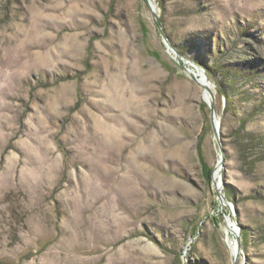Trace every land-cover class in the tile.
<instances>
[{
    "label": "rangeland",
    "instance_id": "374dc122",
    "mask_svg": "<svg viewBox=\"0 0 264 264\" xmlns=\"http://www.w3.org/2000/svg\"><path fill=\"white\" fill-rule=\"evenodd\" d=\"M152 1L264 264V0ZM218 160L145 0H0V264H234Z\"/></svg>",
    "mask_w": 264,
    "mask_h": 264
},
{
    "label": "water",
    "instance_id": "95a60500",
    "mask_svg": "<svg viewBox=\"0 0 264 264\" xmlns=\"http://www.w3.org/2000/svg\"><path fill=\"white\" fill-rule=\"evenodd\" d=\"M148 7L151 10V13L154 18V22L156 24V27L158 31L160 32V35L162 37L163 44L165 45L167 52L173 57V59L177 62V64L184 70L186 75L194 81L199 87L205 89L207 91L208 97L205 101V103L209 106L210 109V120H211V125H212V130L214 133V139L215 142L218 146L219 149V160L217 163L216 167H219L220 170V177H219V182H215V177L213 176V183L216 188L219 202H220V207L221 208H227L229 211V216H231L234 225L236 226L237 234L235 238V244H236V252L234 255V264H237L238 259L241 254V232L242 228L239 226L235 213H234V207L233 205L224 199V197L221 194L222 186H223V181L222 178L224 176V164L226 161V156H225V151L223 148V143H222V138H221V132H220V121L217 116V111H216V102H215V95L214 91L210 86L202 82V77L206 78L205 71L192 63L190 60H188L184 55H182L172 44L170 41L165 28L160 20V16L158 13V10L152 0H145ZM206 80V79H205ZM223 214L225 216V220L227 219L226 212L223 211Z\"/></svg>",
    "mask_w": 264,
    "mask_h": 264
},
{
    "label": "bare ground",
    "instance_id": "6f19581e",
    "mask_svg": "<svg viewBox=\"0 0 264 264\" xmlns=\"http://www.w3.org/2000/svg\"><path fill=\"white\" fill-rule=\"evenodd\" d=\"M206 78L202 77V82H204L206 84ZM208 97L207 91L204 89V100H206ZM220 170L219 167L217 168V175L219 174ZM226 233L227 236L229 238V244L231 246L232 252L234 253V251L236 252V244H235V249L233 248V244L234 242L231 241V239L235 236L236 238V234H237V230H236V226L234 225V223L231 222V220H229V218L227 219L226 222ZM233 240V239H232Z\"/></svg>",
    "mask_w": 264,
    "mask_h": 264
},
{
    "label": "trees",
    "instance_id": "16d2710c",
    "mask_svg": "<svg viewBox=\"0 0 264 264\" xmlns=\"http://www.w3.org/2000/svg\"><path fill=\"white\" fill-rule=\"evenodd\" d=\"M182 54V53H181ZM183 55V54H182ZM208 78V77H207Z\"/></svg>",
    "mask_w": 264,
    "mask_h": 264
}]
</instances>
